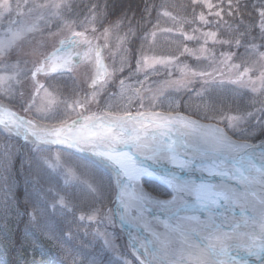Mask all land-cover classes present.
I'll list each match as a JSON object with an SVG mask.
<instances>
[{
  "label": "snow or ice",
  "instance_id": "1",
  "mask_svg": "<svg viewBox=\"0 0 264 264\" xmlns=\"http://www.w3.org/2000/svg\"><path fill=\"white\" fill-rule=\"evenodd\" d=\"M38 7L47 8L57 18L61 31L66 28L71 32V36L60 40L62 47L70 45L75 50L87 46V51L83 53V58L87 59L95 54L96 74L91 80L90 98L86 93L83 98L77 95L71 103L68 99H61L52 108L37 104L41 92L45 98L53 93L59 95L57 85L47 80L41 83L37 76L42 73L57 74L59 70L70 73L71 52L61 54V49L57 48L45 55L39 51L38 45L32 52L40 59L33 61L32 68H28V61L22 58L21 46L12 47V40L0 41V66L5 72L15 73L14 76H0V86L5 81L8 83L0 90V169H15L21 178L12 183L5 179L4 185L0 186V209L10 211L22 221L26 219L28 225L39 234L37 240L44 237L54 244L61 257L57 264H251L239 255L241 251L255 256L257 264H264V196L254 209L241 201V221H229L220 209L226 212L234 202L241 200L237 189L226 187L224 183L197 182L191 178L196 172L206 173L209 177L232 181L242 186L245 192L256 183L264 187V120L257 118L255 127L249 130L253 113L239 109L235 115L225 113L217 99L209 93L206 79L200 88L193 87L194 80L183 79L158 81L155 90L145 88L144 83L150 74L161 75L152 65L159 64L169 69L174 60L180 64L173 57L152 58L149 63V58L143 55V46L147 42L145 35L140 55L137 56L136 49H125L120 67L114 71L122 74L131 69L138 76L142 65L143 68H152L151 73L143 72L145 80L140 81L141 88L136 89L135 95L127 98L128 105L139 100L143 108V102L147 99L153 109L159 101L161 104L167 102L171 110H137L133 113L126 105L123 114L104 111L99 115H85L81 111L69 124L67 119H60V105L67 112L75 111L77 107L84 110L92 102L99 103L116 77L113 76L111 82L104 80L109 73L104 67L101 46H93L84 31H73L76 23L61 15L62 10H71L70 0L68 3ZM52 9L57 12L53 13ZM96 18L93 12L80 22L79 27L96 25ZM41 19L47 24L51 17ZM15 23L9 21V25ZM119 23L104 29L102 36L105 40L111 29L119 30ZM12 29L8 27L10 32ZM33 30L20 24L12 33L13 40ZM91 31L96 32V27H92ZM123 39L128 42L127 36ZM133 59H136L135 67L131 63ZM229 60L230 57L226 58L222 64H228ZM238 67L229 65V72ZM187 68L188 65L183 64L180 71L183 73ZM251 71L246 68L228 80L229 84L235 86L233 94L239 95V89L243 87H248L254 95L264 89V73L252 77ZM212 74L203 70L192 73L200 78ZM168 75L171 76V71H168ZM48 79L55 80L56 75ZM124 85L125 80H120L116 84L120 91L109 92L105 107H109L117 95L124 98ZM169 87H175L177 92L183 91L188 100L165 95V89ZM145 92L151 95H142ZM17 98L21 101L20 109L30 114L31 118L18 115L2 103L7 100V104L14 107L15 104L10 101ZM194 98L201 100L196 106V119L191 114L183 115L180 112L181 106L190 108ZM257 111L264 113V105ZM57 119L60 120L59 126L42 123ZM20 140H23V144L19 143ZM250 140L251 143L248 142ZM54 149L61 158H65V162H73L71 157L74 154H88L96 158L107 172V183L95 179L90 171H81V166L75 163L80 176L84 177L83 198L78 199L67 188H57L53 195L51 187L42 184L40 173ZM257 149L260 150L258 156ZM226 152L232 155H226ZM113 178L116 186L113 185ZM20 183L24 185L23 190L18 186ZM158 189L165 198L153 199L154 195L159 194ZM108 199L116 205L110 214L103 211ZM178 199L179 207L172 214L176 215L181 210L190 214L180 217L181 223L176 225L163 222L164 232H157L145 220V204L154 203L161 208L171 209ZM77 212L81 214L77 216ZM246 212L249 219H244ZM117 221L121 224L134 223L148 230L154 238L152 247L136 238H132L130 245L120 244V237L108 231ZM249 228L251 231L247 230ZM196 238H199V243L195 242ZM29 264L46 262L32 259Z\"/></svg>",
  "mask_w": 264,
  "mask_h": 264
},
{
  "label": "rangeland",
  "instance_id": "2",
  "mask_svg": "<svg viewBox=\"0 0 264 264\" xmlns=\"http://www.w3.org/2000/svg\"><path fill=\"white\" fill-rule=\"evenodd\" d=\"M42 1V2H41ZM67 3V0H0V17H2V22H0V41L7 42L12 40V47H17L18 45L22 47L23 50V59L28 61L27 67L32 68V62L40 59V57L36 54H33V48L39 45V51H42L45 55L51 54L57 48L61 49V54L71 52L72 58V71L69 73L67 70H61L57 74H39L37 76V80L41 83L47 80L48 83H52L57 85L58 93H53L51 97H44V93H40V99H37V104L40 105H48L49 108L55 107V102H58L61 99H68L69 103L76 99L77 95L81 98L87 93L89 98L91 96V80L96 74V66H95V54H92L90 59L83 58V53L87 51V46H80L77 49L73 50L70 45H64L63 47L60 44V40L64 39L66 36H71V32H69L66 28L61 31V28H58L59 24L57 23L54 27L52 26V21H57L56 17H53L47 8H39V5H47V4H61ZM53 13L57 12L56 9L51 10ZM58 15V13H57ZM41 17H51L49 23H45ZM9 21H15V24L9 25ZM20 24H25L29 28H34L33 31L25 33L24 36H21L18 39L13 40L12 33L16 31V27ZM80 23H76V27L73 28V31H84L85 36L92 41L93 46L100 45L102 60L104 63V67L109 73L104 80L111 82L113 76H115V81L112 85H110L104 93V96L101 97L100 102H92L90 103L84 110H81L79 107L75 109V111L68 110L67 112L64 109L63 105H60L59 113L60 119H67L70 124L72 120L77 118L78 113L83 111V114H101L104 111H112L113 113L123 114L124 108L127 105L128 110L133 113L137 110L140 111H164L168 112L171 109L168 107L167 102L163 104L157 101V106L153 109L147 99L144 100L143 108L140 107L139 100H134L131 105H128V97L134 96L136 89L141 88L140 81H144L145 77L143 75L144 71L151 73L152 68H143L142 71L137 76L134 72L129 69L124 73H120L118 71H114V69H119L121 57L124 55V50L128 48H133L137 50V56L140 55L141 43L142 39L145 35H147V42L144 43L143 46V55L149 58V63H151L152 58H168L173 57L176 58L179 65L173 61V64L169 69L167 67H163L162 65L155 64L152 65L158 72L161 73L160 76L157 75H149L148 80L145 81L144 87L151 88L155 90L158 87V81H163L165 79L169 80H194L195 84L194 88H200L201 84L204 83L206 79L208 81V89L214 88L215 86H219L220 82L228 83L230 78H234L232 76L237 75L240 72H244L246 68L251 69V76L258 77L264 71V55L257 56L258 58L253 61L249 59L247 66L243 69L238 63H228L222 64L225 59L215 58L210 60V56H208V51L206 47L205 39L208 38V35L205 33H200L197 36L200 38L196 41L194 38L195 34L188 36L186 39L188 43H186L183 47L180 48L178 43H175L174 46L169 44V49H165L163 42L166 36L162 33L164 30H156V28L150 29L147 33L136 35V31L130 29L129 31H125L124 33H117L114 29H111L108 33L107 39L102 36L104 30H100L96 27L97 31L92 33L91 28L95 27L91 24H88L84 28L79 27ZM11 26L13 29L11 32L8 30V27ZM108 28V27H106ZM87 29V30H86ZM105 29V28H104ZM141 30L139 29L137 31ZM133 32L135 35H133ZM50 33H55L56 35H50ZM128 37V42L124 41V37ZM96 37H99L97 39ZM211 40V37H210ZM107 44L106 47L104 45ZM188 44V45H187ZM194 61V62H192ZM207 63L208 72H212V76L200 78L194 77L192 75L193 72L199 71L195 68V64L197 63ZM132 66L135 67L136 59L132 60ZM183 64H187L188 68L182 73L180 71V67ZM229 65H239L238 68H233L231 72H229ZM204 67L200 65V70H203ZM168 71H171V76L168 75ZM60 73V74H59ZM15 73L5 72L2 70V66H0V76H14ZM56 75L55 80L48 79L49 76ZM131 79H127L128 77ZM30 77V73H29ZM120 80H125L124 88L126 91L124 92V98L121 99L119 95L115 96L111 101L109 107H105V100L108 98L109 92L117 93L120 89L116 88V84L120 83ZM229 84V83H228ZM231 85V84H230ZM7 81L4 82L3 86H0V90L2 87H7ZM234 86V85H231ZM235 87V86H234ZM51 91V90H50ZM239 92H244L248 94H253L248 87H243L239 89ZM260 93V91H259ZM258 93V94H259ZM142 95H151V93H142ZM165 95L174 97V98H183V96H187L183 91L177 92L175 87H169L165 89ZM186 101V99H183ZM15 104L14 107H11L7 104V100L2 103L5 106L12 108L14 111L18 112L20 115H24L26 117H30V114H25L20 109L21 101L19 98L10 101ZM201 103L200 99L194 98L192 101V105L190 108H184L181 106L180 111L186 109L188 114L195 115L196 106ZM183 107V108H182ZM227 108V107H226ZM184 110V111H186ZM257 109L253 111V119L249 121V130L252 127H255L256 119H260L257 115ZM230 113V112H229ZM231 115H235L230 113ZM184 115V114H183ZM196 116V115H195ZM196 119V117H193ZM44 124L49 125H57L59 126L60 120H50V121H42ZM257 135H259V130L257 129ZM23 141V140H21ZM251 143L252 141H248ZM78 157V156H77ZM81 158V159H79ZM72 157L71 160L73 162H65V158H61L56 151H53L51 160L54 161L56 166L62 168L65 173V182L70 184L71 186H77L80 189L76 190L78 194L83 196L82 188L84 177L80 176V172L77 171L76 164L81 166V171L83 172H91L95 179L103 180L107 183V173L103 171V169L96 164L94 161L89 160L84 157ZM50 160V159H48ZM48 163L52 161H48ZM76 163V164H75ZM113 185L115 186L114 179ZM103 190V189H102ZM158 192V191H157ZM159 193V192H158ZM163 194L159 193L156 196H162ZM153 196V197H154ZM149 208L155 207L153 203L145 204ZM179 205V199L177 200L176 206ZM116 205H114L111 199H108L104 203L103 211L105 213H109L115 210ZM145 215L151 217L148 221L149 224L152 225L153 228L157 230H161V226L159 222H155L153 220V216L148 213V210H145ZM158 223V224H157ZM132 226H136L134 223H131ZM110 233H115L116 236L120 237V244H131L132 238H136L141 243H147L149 247L154 240V238L149 237L148 241L144 240L140 237L138 233L133 230H128L125 228L124 224H121L119 221L115 224L114 227L110 226L108 228Z\"/></svg>",
  "mask_w": 264,
  "mask_h": 264
},
{
  "label": "trees",
  "instance_id": "3",
  "mask_svg": "<svg viewBox=\"0 0 264 264\" xmlns=\"http://www.w3.org/2000/svg\"><path fill=\"white\" fill-rule=\"evenodd\" d=\"M70 3L71 10L64 9L61 15L75 23L84 21L94 12L97 18L96 25L92 26L100 30L118 21L119 30L114 29L117 33L133 29L138 35L152 28H156L154 31L164 30L162 33L166 38L162 49H169V44L174 46L175 43L181 48L188 43V36L195 34L193 39L198 41L197 35L205 33L208 35L205 42L210 60L230 57V63H238L245 69L249 59L253 61L264 55V0H70ZM57 23L59 21H52V26ZM139 27L141 30L137 31ZM200 65L204 67L203 71L207 70L205 62L195 64V68L200 70ZM233 88L226 82H220L219 86L208 89L225 113L237 114V109L253 113L264 105V89L255 95L244 92L235 95ZM182 99L188 100V96ZM184 108L180 112L189 115ZM256 113L260 120H264V113ZM19 143L23 144V141ZM48 161H52L51 158ZM65 176L64 170L54 161L48 163L46 160L40 180L46 187H51L53 195L57 188H67L78 199L83 198L76 191L80 188L67 184ZM5 179L12 183L21 178L15 169H0V186L4 185ZM18 186L23 190V183ZM80 214L76 213L77 216ZM38 235L26 219L22 221L10 211L0 209V264H29L32 259L57 264L61 257L56 246L44 237L37 240Z\"/></svg>",
  "mask_w": 264,
  "mask_h": 264
},
{
  "label": "bare ground",
  "instance_id": "4",
  "mask_svg": "<svg viewBox=\"0 0 264 264\" xmlns=\"http://www.w3.org/2000/svg\"><path fill=\"white\" fill-rule=\"evenodd\" d=\"M259 149H257V153L256 155L258 156L259 154ZM226 155H232L231 153H225ZM236 154H242V153H236ZM98 164H99V161H98ZM100 165V164H99ZM100 167L103 169V171L106 172V170L104 169L103 165H100ZM107 173V172H106ZM198 177H201V174L199 172H196L192 175L191 178L193 179H197ZM257 180H259V177H257ZM114 181H115V178H114ZM115 183V182H114ZM219 183H221L219 181ZM226 187H230V188H236L237 189V193L238 195L241 197V200H238L239 203L236 205L235 209H230L228 208L227 211L225 212V210H223V215L227 217V219L229 221H232V220H236L237 222H240L241 221V213H240V210H239V204L241 203V201H243L244 203L247 204V206L250 208V209H254L255 207H257L259 205V202L262 198V196H264V187L261 186L260 183H256L252 186H250V188L247 190V192H245V190L243 189L242 186L240 185H236V184H231V185H225ZM132 193H129V195H131ZM176 208V207H175ZM173 208V210L175 209ZM164 213L163 212H159L157 213V215H161L162 219L161 221L158 220L160 226H161V230H157V232H160V233H163L164 232V228H163V222H168L172 225H176L178 223H181V221L179 219H175V220H167L163 215ZM190 213H186L184 212L183 210H181V212L177 213L176 215H173L172 214V217H184L186 215H189ZM145 216V220L149 221L150 219L144 214ZM204 218L203 215H201V219ZM249 213L246 212L244 213V219H249ZM125 228H127L128 230H133L135 231L136 233H138L140 235V237L144 240H147L148 241V238L149 237H152L149 233L148 230H145L144 228L142 227H137V226H132L131 223H125L124 224ZM244 225L243 223H241V228H243ZM248 231H251V229H247ZM153 238V237H152ZM196 243H199V238H196ZM151 247H152V244H151ZM239 255L241 257H243L244 259L246 260H249L251 262V264H257V258L255 256H248L247 253L241 251L239 253ZM264 255V254H262Z\"/></svg>",
  "mask_w": 264,
  "mask_h": 264
}]
</instances>
